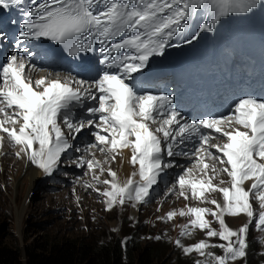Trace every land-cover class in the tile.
<instances>
[{
    "label": "snow or ice",
    "instance_id": "obj_1",
    "mask_svg": "<svg viewBox=\"0 0 264 264\" xmlns=\"http://www.w3.org/2000/svg\"><path fill=\"white\" fill-rule=\"evenodd\" d=\"M261 0H0V9H19L23 13L22 30L16 33L17 51L0 64V145L5 138L18 146L16 156L24 154L46 175H51L61 160V155L72 147L68 135L80 133L95 126V143L89 149L113 153L117 158L123 149H131L130 163L137 166L128 179L121 183L117 173L105 169L101 162L80 157L77 166L87 164L92 172L99 168L107 171L110 179L102 182L101 195L106 197L107 209L125 200L142 203L151 188L158 183L164 169L163 155L174 156V149L198 138L195 147L194 168L184 170L176 184L179 195L206 202L214 206H187L179 210L180 216H190L182 226L181 236L192 234V229L204 231L208 238L218 237L219 245L208 240L184 246L175 243L185 254L198 253L195 264H236L247 255L249 225L254 221L257 230L264 232V98L245 96L234 104L228 116L208 117L188 122L171 106L172 97L164 93L140 92L134 80L142 73L149 58L162 55L173 37L182 34L194 17L199 18L198 31L184 43L197 40L201 32L214 31L218 21L230 15L247 14ZM201 13L203 14L201 16ZM119 37L117 42H111ZM46 38L65 47L67 54L76 57L88 52L93 41L99 44V63L104 71L98 79L85 80L68 76L63 80L41 77L33 81L26 76L33 55L23 45L29 41ZM6 36L0 32V41ZM121 50L123 53L121 54ZM127 50L133 54L129 55ZM24 53V55H21ZM98 101L96 107H87L94 119L74 121L71 110L85 101ZM162 117L157 121V117ZM63 119V127L60 118ZM158 123L153 129L150 125ZM226 128L231 130H225ZM243 129V130H242ZM205 130H208L207 132ZM218 133L225 141L213 143ZM104 133V134H102ZM210 149H214L210 151ZM79 151V149H77ZM219 153V155H216ZM187 156L188 152H183ZM211 161V162H209ZM221 173L228 177L227 186ZM138 176L139 179H134ZM99 181V177L93 175ZM250 187H245L246 182ZM91 187V185H88ZM171 191V189L169 190ZM218 192L222 202L209 199ZM259 204L258 214L252 201ZM246 215L249 220L238 230L226 223L227 216ZM169 220L177 215L169 211ZM211 216L219 224L212 227ZM211 247L223 249L222 255L209 251Z\"/></svg>",
    "mask_w": 264,
    "mask_h": 264
},
{
    "label": "rangeland",
    "instance_id": "obj_2",
    "mask_svg": "<svg viewBox=\"0 0 264 264\" xmlns=\"http://www.w3.org/2000/svg\"><path fill=\"white\" fill-rule=\"evenodd\" d=\"M42 70L36 69L30 78L33 81L41 78ZM90 131L91 128L86 127L80 133L74 134V138L69 137L72 148L76 152L69 151L61 156L54 173L33 184L22 172L21 156H16L13 147H10L14 144L7 142V145H10L9 152L0 154V243H10L14 240L23 249L25 243L40 245L48 237L62 239L88 235L97 239L98 243H107L117 239L121 244L133 240L141 247L143 253H146L149 247L159 246L162 255L151 264H178L180 259L187 261V264H195L197 260L204 259L195 252L185 254L183 248L175 243L177 239L181 240L184 246L192 245L199 240H208L211 245L225 243L218 237L208 238L205 232L199 229H192V234L196 236V239L190 243L186 242L185 238L189 235L181 236V228L188 224L191 217L180 216L179 210L187 211V206L210 207V205L192 199L191 196L185 199L179 195L180 190L175 186L169 191L168 184L163 185L158 194L145 199L142 203L126 199L124 204L117 203L110 210L107 209L106 197L96 190L100 189L102 192L106 187L100 182L103 172L98 168L97 172L95 169L94 172H87L86 175L87 165L78 167L74 163L76 153L89 149V146L81 144L90 143ZM192 152L190 153L193 154ZM182 153L183 151L176 155ZM101 154L106 155L107 152ZM4 157H7L11 168L2 165L1 159ZM104 157L106 156L98 157L96 160L101 162L103 168L113 170L112 164L105 162ZM109 159L107 157L106 160ZM12 161L15 168L12 167ZM189 168L190 164L185 160L184 165L176 169V179L184 174L185 169ZM94 173L99 177V181L87 178V176L93 177L91 174ZM134 179L138 180L139 177L136 176ZM215 181L219 183V179ZM175 182L173 181V185ZM210 198L217 199L218 196L209 195ZM133 207L135 208L134 213L131 211ZM253 208L258 214L260 208L259 205H255V200H253ZM169 211L177 212L171 220L166 215ZM207 219L212 221V227L218 231V222H215L211 216ZM225 219L227 225L234 230H238L249 220L243 214L236 217L227 216ZM247 243V254L251 252L258 260V264H264V232L257 230L254 221L249 225ZM209 251L215 255L223 254V249L219 247H211ZM247 257L246 255L236 264H244ZM21 264H25L23 256Z\"/></svg>",
    "mask_w": 264,
    "mask_h": 264
},
{
    "label": "trees",
    "instance_id": "obj_3",
    "mask_svg": "<svg viewBox=\"0 0 264 264\" xmlns=\"http://www.w3.org/2000/svg\"><path fill=\"white\" fill-rule=\"evenodd\" d=\"M161 255L159 246L149 247L143 253L133 240L122 244L117 239L98 243L88 235L62 239L48 237L40 245L25 243L23 250L14 240L0 243V264H21L22 256L25 264H151ZM253 255L247 254L244 264H258ZM184 261L180 259L178 264H187Z\"/></svg>",
    "mask_w": 264,
    "mask_h": 264
},
{
    "label": "bare ground",
    "instance_id": "obj_4",
    "mask_svg": "<svg viewBox=\"0 0 264 264\" xmlns=\"http://www.w3.org/2000/svg\"><path fill=\"white\" fill-rule=\"evenodd\" d=\"M35 70H36L35 67H33V66H31V65L28 64V67H27V70H26V73H25L26 76L30 77V75L33 74ZM41 75H42V77H47L48 79H56V78H59L60 79V77H59L60 75L59 76H53L48 71H41ZM64 78L65 77H63V79ZM88 101H89L88 107H91L90 104L91 103H94V102L91 101V100H88ZM157 121H159V120L157 119ZM60 123H61V126L63 127V122L60 121ZM150 126L155 129L159 125H158V123H156V124H151ZM67 130H68L67 128H64V132H66ZM225 130H231V129L226 128ZM0 134H2V133H0ZM102 134H104V133H102ZM2 135H4V134H2ZM214 137H215V139L212 141L213 143L223 144L224 142H226L225 141V138H223L221 135H214ZM71 139H72V137H71ZM7 142H8V139L5 138V140L3 141L2 145H0V154L1 153L4 154V153H8L9 152L8 151V147L9 146L7 145ZM95 142L96 141H95V137H94L93 138V143H95ZM193 146H198V143H197V141H196L195 138H193L190 141L185 142L183 145L177 146L175 148V150H177L179 148H183V147L186 148V150H192V147ZM12 149H13L14 153H16L18 151V146L15 145ZM69 151H74V150L71 147L70 149H68L67 151H65L64 153H62V156L65 155ZM210 151H213L215 153V150H213V149H210ZM76 154H77L76 155V161H78V159L80 157H83L85 161H87L88 159H92L93 156L95 157V159H97L98 157L99 158H103V156L100 155L101 153H100L99 150H97V148L96 149H87V150H85V151H83L81 153H76ZM179 154H180V152H179ZM216 155H219V153H216ZM111 156L112 155L104 157L105 158L104 161L105 162H109L110 164H112L113 171H115L117 173L118 180L121 183H124L128 179L129 176H131L134 172L137 171V166H134V165H132L129 162L130 161V156H131V149H123L121 151V153L119 155H117V158L115 160H112L111 159ZM107 157L110 158L108 161L106 160ZM187 159L194 160V164H195V156L193 154H191V153H189L187 156H181V157H177L176 155H174L173 158H171V160L174 161V165L173 166H175V168H178V167L182 166L183 161L184 160H187ZM209 162H211V161H209ZM1 163H2V165L4 167L11 168V164L8 161L7 157L2 158L1 159ZM84 164L87 165L86 163H84ZM12 167L15 168V166L13 164V161H12ZM21 169H22V172L25 173L26 177L31 181L32 184L35 183V182H37V181L44 180L45 177L49 176V175L44 174L43 171L41 169H39L36 165L32 164L30 162V160L28 159V157L26 155H24V154H21ZM55 169H54V171H55ZM54 171H53V173H54ZM174 172L175 171L172 168V166L169 167V168L164 169V171L161 173V175H160V177L158 179V183L156 184L158 186V188H160V187L163 186L162 185V182H161L162 178H166V184H167L171 179L174 178ZM194 173H196V176H199V174H200L198 169H195L194 170ZM93 175L94 174H91V176H93ZM89 178H93V177H90L89 176ZM104 179H110V177L108 176L107 171L104 172L103 177H102V181ZM216 179H219V181L221 179H223L225 181V185L224 186H227L228 177H227L226 174L221 173L220 176H218ZM214 182L216 183V181H214ZM250 184H251L250 181L249 182H246L245 183V187L246 188L247 187H250ZM214 194L218 196L217 200L222 202V196H221L220 193L213 192V193H211L209 195H214ZM105 201H106V198H105ZM252 203H253V201H252ZM209 205H210V207L213 206L211 204H209ZM255 205H257V202H255ZM131 211L134 213L135 212V208L133 207ZM195 239H196V236L194 234H191V235H189V236H187L185 238L186 242H189V243L192 242Z\"/></svg>",
    "mask_w": 264,
    "mask_h": 264
},
{
    "label": "water",
    "instance_id": "obj_5",
    "mask_svg": "<svg viewBox=\"0 0 264 264\" xmlns=\"http://www.w3.org/2000/svg\"><path fill=\"white\" fill-rule=\"evenodd\" d=\"M23 250V249H22Z\"/></svg>",
    "mask_w": 264,
    "mask_h": 264
}]
</instances>
